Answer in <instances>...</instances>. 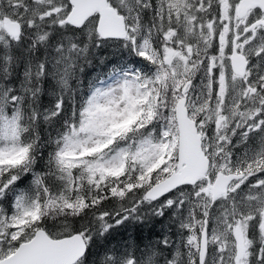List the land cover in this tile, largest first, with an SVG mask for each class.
<instances>
[{
	"label": "snow or ice",
	"instance_id": "obj_1",
	"mask_svg": "<svg viewBox=\"0 0 264 264\" xmlns=\"http://www.w3.org/2000/svg\"><path fill=\"white\" fill-rule=\"evenodd\" d=\"M0 264H264V0H0Z\"/></svg>",
	"mask_w": 264,
	"mask_h": 264
}]
</instances>
